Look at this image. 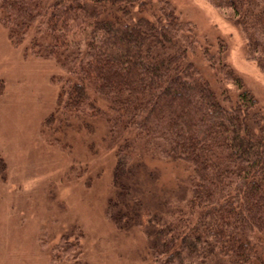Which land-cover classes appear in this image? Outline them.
I'll list each match as a JSON object with an SVG mask.
<instances>
[{"label":"trees","instance_id":"obj_1","mask_svg":"<svg viewBox=\"0 0 264 264\" xmlns=\"http://www.w3.org/2000/svg\"><path fill=\"white\" fill-rule=\"evenodd\" d=\"M206 1L238 24L264 73V0ZM0 20L12 45L28 41L63 74L46 127L57 114L103 118L115 152L107 217L140 228L154 264H264V114L221 42L199 45L167 0H0ZM150 157L183 163L185 180L161 193ZM5 169L0 157L1 180ZM74 232L55 262L88 264Z\"/></svg>","mask_w":264,"mask_h":264},{"label":"rangeland","instance_id":"obj_2","mask_svg":"<svg viewBox=\"0 0 264 264\" xmlns=\"http://www.w3.org/2000/svg\"><path fill=\"white\" fill-rule=\"evenodd\" d=\"M167 1L190 23L199 45L223 44L222 61L264 114V73L247 56L238 24L206 0ZM27 45H12L0 20V157L6 165L0 179V264H64L53 260V247L71 231L80 233L88 264H154L140 228L119 230L107 217L115 152L105 139L106 123L101 117L74 121L57 114L46 127L63 74L53 60L26 51ZM199 57L190 60L214 85ZM147 161L161 193L187 176L181 162Z\"/></svg>","mask_w":264,"mask_h":264}]
</instances>
